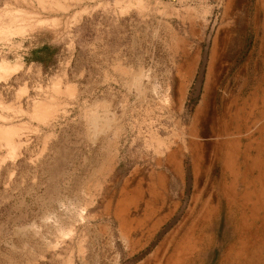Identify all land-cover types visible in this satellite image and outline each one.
Listing matches in <instances>:
<instances>
[{
    "label": "rangeland",
    "instance_id": "374dc122",
    "mask_svg": "<svg viewBox=\"0 0 264 264\" xmlns=\"http://www.w3.org/2000/svg\"><path fill=\"white\" fill-rule=\"evenodd\" d=\"M107 1L0 0V264L264 254V0Z\"/></svg>",
    "mask_w": 264,
    "mask_h": 264
},
{
    "label": "crops",
    "instance_id": "0c3cea01",
    "mask_svg": "<svg viewBox=\"0 0 264 264\" xmlns=\"http://www.w3.org/2000/svg\"><path fill=\"white\" fill-rule=\"evenodd\" d=\"M138 2L137 0H108L106 2V11L108 10V8L110 7L111 10H109L111 12L112 15H114L116 18L117 16H122L124 15V11H128L131 8H137ZM231 154V153H229ZM204 210L201 213V219L200 222H196V225H193V228H197L200 223H203V227L204 224L207 223L205 220L208 217V211L203 208ZM208 225V224H206ZM244 230V229H243ZM243 230H239V232H241V236H242V232ZM239 235V234H238ZM240 237V236H239ZM191 238L189 236H187L185 238V240L183 241L181 247H179L176 251V261L179 260V258H181V256H184L187 253V249L188 247L192 244L191 243ZM198 241H195V243H197ZM200 245H204L205 244V240L202 238L199 241ZM243 246L240 247L239 249H236V244H232L227 248V254L229 255L230 253L234 252V258L230 259L227 257L223 260L224 262H227L225 264H264V254H262V251L256 250L254 251L248 258L244 257V255L242 254V251H244L243 249H246L248 247L247 243L244 241ZM230 259V260H229ZM178 262H175L174 264H177Z\"/></svg>",
    "mask_w": 264,
    "mask_h": 264
},
{
    "label": "bare ground",
    "instance_id": "6f19581e",
    "mask_svg": "<svg viewBox=\"0 0 264 264\" xmlns=\"http://www.w3.org/2000/svg\"><path fill=\"white\" fill-rule=\"evenodd\" d=\"M4 70V69H3Z\"/></svg>",
    "mask_w": 264,
    "mask_h": 264
}]
</instances>
